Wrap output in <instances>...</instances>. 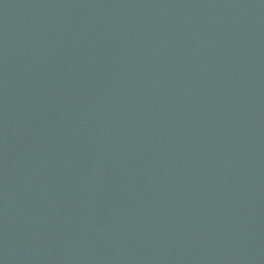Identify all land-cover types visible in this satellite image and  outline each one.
<instances>
[{
  "label": "water",
  "instance_id": "95a60500",
  "mask_svg": "<svg viewBox=\"0 0 264 264\" xmlns=\"http://www.w3.org/2000/svg\"><path fill=\"white\" fill-rule=\"evenodd\" d=\"M0 264H264V0H0Z\"/></svg>",
  "mask_w": 264,
  "mask_h": 264
}]
</instances>
